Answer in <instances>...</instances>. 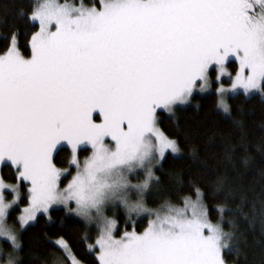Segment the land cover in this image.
Masks as SVG:
<instances>
[{
    "label": "snow or ice",
    "instance_id": "6c2138e0",
    "mask_svg": "<svg viewBox=\"0 0 264 264\" xmlns=\"http://www.w3.org/2000/svg\"><path fill=\"white\" fill-rule=\"evenodd\" d=\"M20 15L36 30L30 55L15 31L0 52V163L17 181L0 178V264H20V230L58 206L95 228L98 264H226L234 234L210 220L198 188L182 204H148L154 168L180 152L157 110L209 88L213 66L224 113L229 93L264 97V0H33ZM63 152L68 167H57ZM22 186L27 206L10 224ZM53 243L61 264H81L63 236Z\"/></svg>",
    "mask_w": 264,
    "mask_h": 264
},
{
    "label": "trees",
    "instance_id": "16d2710c",
    "mask_svg": "<svg viewBox=\"0 0 264 264\" xmlns=\"http://www.w3.org/2000/svg\"><path fill=\"white\" fill-rule=\"evenodd\" d=\"M92 2L84 0L85 4ZM32 3L0 0V52L15 31L20 50L30 55L28 40L36 28L20 14L30 12ZM229 110V116L223 115L217 109V95L209 93L193 95L191 103L176 107L172 116L157 112L158 127L177 141L183 155L168 153L161 160L155 171L159 183L149 194L148 204L157 207L165 200L182 204V198H194L198 188L210 220L219 221L224 231L234 234L233 248L223 254L226 263L264 264V97L237 93L229 97ZM68 156L69 152L57 156V167L66 166ZM0 176L6 183L16 182L15 169L8 164L2 165ZM25 202L23 198L22 204ZM10 212L8 222L12 223L20 208ZM49 215L51 219L39 215L20 233V264H52L62 256L53 243L60 236L68 241L79 262L98 264L95 252L87 248L88 243H94L96 231L63 208L50 209ZM146 223V219L138 221L137 229L142 231ZM118 226L122 233L123 219L118 220ZM131 227L129 224V230ZM85 235L90 237L87 243Z\"/></svg>",
    "mask_w": 264,
    "mask_h": 264
},
{
    "label": "rangeland",
    "instance_id": "374dc122",
    "mask_svg": "<svg viewBox=\"0 0 264 264\" xmlns=\"http://www.w3.org/2000/svg\"><path fill=\"white\" fill-rule=\"evenodd\" d=\"M60 2L63 3V2H65V0H60ZM67 2H72V0H67ZM76 2L79 3L80 0H76ZM228 63H229V62H228ZM228 63H226V71H227L228 73H230L232 77H234L238 65H237L236 63L231 65L232 62H231L230 64H228ZM233 69H235V72H232ZM217 74H218V71H217V69L215 68V66L210 67V69H209V82H210V85H211V86H210L209 88H207V89H206L205 91H203V92H201V91L199 90V87H197V88L193 91L192 95L189 97L188 101H187L186 103H184V104H177V105H174V106H173V111H174V109H175L176 107H183V106H187V105H189V104L191 103V97H192L193 95H195V94H198V95H205V94H209V93H215V94H216V88L219 87V83L216 81V76H217ZM221 82L223 83V86H224L225 88H230V87H231V79L229 78L228 75L223 76ZM198 84H199V82H198ZM237 93H243V90H242V89H241V90H237L236 93H229V94L227 95L226 99H227L228 105H229V97H231V96H233V95H235V94H237ZM255 94H259V93H255ZM216 95H217V94H216ZM252 95H254V94H252ZM259 95H260V94H259ZM249 96H250V95H249ZM217 109H218L223 115H225V116H229L230 111H229V113H224V112L222 111V109H220V108H218V107H217ZM158 111H162V112H164L167 116H172V115H173V111H172V113L166 112V111H164V110H162V109H158L157 112H158ZM157 125H158V115H157ZM88 154H89V152L80 151V153H79L80 159L83 160V159L85 158V156H87ZM166 154H168V153H166ZM169 154H171V153L169 152ZM171 155H173V156H181V155H183V152L180 150V152H179L178 154H171ZM160 162H161V161H160ZM3 164H8V162L5 161V162H3V163H0V171H1V167H2ZM8 165H9V164H8ZM159 165H160V163L154 168V172L156 171V169L158 168ZM64 167H68V164H67L66 166H64ZM13 169H14V168H13ZM72 171H73V173H74L75 170L72 169ZM155 175H156V173H155ZM0 178H1V176H0ZM68 179H71V177H68ZM15 183H17V181H16ZM15 183H9V184H15ZM67 183H68V180H64V184L61 185V186L63 187V186H65ZM20 191H21V200L23 201V198H26V202H25L24 204H22V202H18L16 205L13 206V209L20 208V212L18 213L16 219H17V218L19 217V215L21 214L22 209H23L24 207L27 206V186H25L24 188L21 187V188H20ZM5 194H6L7 199H9V200L12 199V194H11L10 192H7V190H5ZM53 208H63V206H58V207H53ZM53 208H52V209H53ZM13 209H10V211H12ZM63 209H64V208H63ZM64 210H65V209H64ZM65 211H66V210H65ZM68 214H70V213H68ZM109 214L111 215L112 213H109ZM39 215H42V214H38V216H39ZM70 215H73V214H70ZM73 216H75V215H73ZM75 217H76V216H75ZM9 223H10V222H9ZM32 223H34V222H31V224H32ZM10 224H11V223H10ZM86 226H87V228L90 229V230H95V228L92 227V226H89V225H86ZM22 231H23V229L20 230V233H21ZM95 239H96V236H95V238H94V242H95ZM54 241H55V240H54ZM0 243H4V242H0ZM231 244H232V247H231L230 249H226V250L224 251V253H225L226 251H230V250L233 248L234 240L231 242ZM95 255H96V253H95ZM62 259H63L62 256H61V257H56V258L54 259V261H53L52 264H54V262H55V264H61ZM76 260H77V259H76ZM77 261H78V260H77ZM78 262H79V261H78ZM68 264H71V262L69 261ZM81 264H82V263H81ZM226 264H228V263H226Z\"/></svg>",
    "mask_w": 264,
    "mask_h": 264
}]
</instances>
